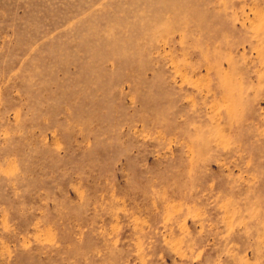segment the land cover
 Here are the masks:
<instances>
[{
  "label": "rangeland",
  "instance_id": "1",
  "mask_svg": "<svg viewBox=\"0 0 264 264\" xmlns=\"http://www.w3.org/2000/svg\"><path fill=\"white\" fill-rule=\"evenodd\" d=\"M0 264H264V0H0Z\"/></svg>",
  "mask_w": 264,
  "mask_h": 264
}]
</instances>
